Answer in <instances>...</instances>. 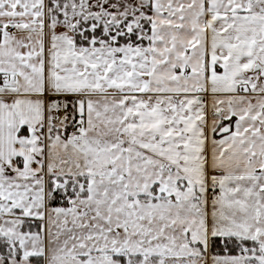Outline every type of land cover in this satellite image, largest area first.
<instances>
[{
    "label": "snow or ice",
    "instance_id": "6c2138e0",
    "mask_svg": "<svg viewBox=\"0 0 264 264\" xmlns=\"http://www.w3.org/2000/svg\"><path fill=\"white\" fill-rule=\"evenodd\" d=\"M0 264H264V0H0Z\"/></svg>",
    "mask_w": 264,
    "mask_h": 264
}]
</instances>
